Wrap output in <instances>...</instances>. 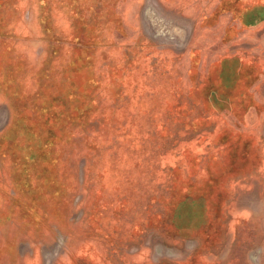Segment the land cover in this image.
Masks as SVG:
<instances>
[{
    "label": "rangeland",
    "instance_id": "rangeland-1",
    "mask_svg": "<svg viewBox=\"0 0 264 264\" xmlns=\"http://www.w3.org/2000/svg\"><path fill=\"white\" fill-rule=\"evenodd\" d=\"M80 256L264 264V0H0V264Z\"/></svg>",
    "mask_w": 264,
    "mask_h": 264
},
{
    "label": "trees",
    "instance_id": "trees-1",
    "mask_svg": "<svg viewBox=\"0 0 264 264\" xmlns=\"http://www.w3.org/2000/svg\"><path fill=\"white\" fill-rule=\"evenodd\" d=\"M72 1H75V0H72ZM71 5L73 6L74 5V3L73 2H71ZM249 9V8H248ZM247 10V9H246ZM257 10V7L256 8H251V9H249L247 12H246V14H245V12L244 13H242L241 15H240V24L242 23V25H244V27H246V26H250V28L251 27H253L256 23H257V20L255 19V14H254V11H256ZM244 23V24H243ZM237 32L238 33H241V30H240V28L237 30ZM224 38H226V36L224 35L223 36V39ZM222 42H224V43H226V42H228V41H226V40H223ZM216 52V51H215ZM86 56H89V54H87ZM206 66H211V65H206ZM248 66H252V65H248ZM212 67V66H211ZM253 67V66H252ZM257 67V66H256ZM255 67V68H256ZM210 67H206L205 68V71L206 70H208ZM204 71V72H205ZM255 78H258V76H251V83H252V81L255 79ZM244 84H246L247 83V86L249 85V84H251L250 83V81H245V82H243ZM226 84V83H225ZM197 85H198V87H199V92H200V96L204 99V100H206L207 102H208V104H209V107H211L215 112H219V110H221V107L219 106L220 105V103H221V100H222V95H220L219 93H218V87H214V88H211L210 89V91H211V93L213 94H211V93H208V89H207V87H206V85H205V82H204V80L203 79H199L198 81H197ZM219 85V82L217 83V86ZM220 87H221V84H220ZM225 87V86H224ZM210 95H212V98H210ZM242 102V101H241ZM240 103V102H239ZM221 104H223V103H221ZM206 118V116L204 115V114H202V115H200V117H199V119H201V120H204ZM178 195H179V191L178 190H176V196L178 197ZM189 200H191V199H189V198H186V199H183V200H181L179 203L180 204H185L187 201H189ZM177 214H178V212H176V217H177ZM220 216H222V214L220 213ZM222 218H218V220H221ZM214 220H216V218H214ZM217 220V221H218ZM216 221V222H217ZM146 226H145V228H144V232H146V229H151V228H157V229H161L163 232H165L167 235H169L170 237H177V236H181V235H183L184 233H181V232H173L172 234H170V233H168V231H167V229H169V230H171V229H173V230H175V229H179L180 228V226L179 225H177V223H175L174 221H173V219L168 215V216H166V217H163V218H161L159 221H157V222H152L151 221V219L150 220H148L147 222H146V224H145ZM193 234H194V236L195 237H198V238H200V239H205V240H207V235L206 234H202L201 232H193ZM83 258H86L85 256H80V257H77L74 261H76L77 262V264H87L86 263V261L83 259ZM166 262L165 261H163V262H161L160 264H165Z\"/></svg>",
    "mask_w": 264,
    "mask_h": 264
}]
</instances>
